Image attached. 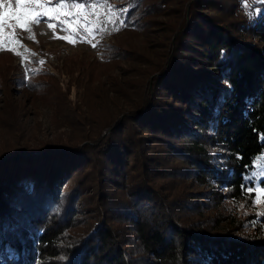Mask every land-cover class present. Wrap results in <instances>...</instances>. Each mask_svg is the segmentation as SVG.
I'll return each instance as SVG.
<instances>
[{"label":"trees","instance_id":"16d2710c","mask_svg":"<svg viewBox=\"0 0 264 264\" xmlns=\"http://www.w3.org/2000/svg\"><path fill=\"white\" fill-rule=\"evenodd\" d=\"M127 5L120 28L143 39L101 48L107 70L137 63L127 100L83 58L64 59L63 89L48 70L8 79L0 55V264H264L251 177L264 153V3ZM9 82L66 129L12 133L3 113L25 105Z\"/></svg>","mask_w":264,"mask_h":264},{"label":"rangeland","instance_id":"374dc122","mask_svg":"<svg viewBox=\"0 0 264 264\" xmlns=\"http://www.w3.org/2000/svg\"><path fill=\"white\" fill-rule=\"evenodd\" d=\"M68 2L71 3L72 0H68ZM81 2H91L97 5L95 11L100 13L101 20H105L108 10L114 8L119 13L118 22L115 24L105 22L101 26L100 21L90 17L97 30L92 35H88L81 28L79 36L74 37L71 43L60 38L71 35L68 29H62L59 26L49 28L46 22L47 18L42 19L37 24L30 25L28 30H17L19 44L15 46V52L9 50L12 47L11 45L0 48V55L9 54L12 57V67L8 73V79L9 77L13 79L15 76L27 79L30 72L35 74L39 70H48L57 78L59 85L65 89L69 83V78L64 73L63 61L66 58L78 57L90 61V63L94 62L96 65L94 71H101L99 75L105 74L103 78L112 74L119 77L123 83V89L119 90V95H121V100H127L126 92L132 91L133 87L125 82L129 74L127 73L124 77L126 72L124 69L131 68L130 65L137 63H128V61L122 60L113 70H107L101 48L103 46L102 42L117 44L119 40H125L124 37H127L126 42L131 43H139L143 39L144 36L139 33L126 36L120 28L124 23L128 0H81ZM9 86L13 89L16 100L25 105V107L21 106L23 111L17 113L16 110L14 117H11L8 113H3L2 122L6 124V128L13 124L12 130L15 131H12V133L22 131L30 134V138L35 136L40 140H46L54 138L60 131L66 129L62 122L63 119L53 122L50 108L43 98L38 96L35 98L30 89L24 90L13 82ZM69 93L70 99L74 101L77 97V89L74 84L69 85ZM23 95L26 97H23ZM24 99L29 100V103L22 102ZM16 139L19 138L16 137ZM262 171H264V153L255 159L251 171V177L255 181L253 187L255 198L261 195L257 189L264 190V178L257 179L258 174ZM257 205L264 210V202Z\"/></svg>","mask_w":264,"mask_h":264},{"label":"snow or ice","instance_id":"6c2138e0","mask_svg":"<svg viewBox=\"0 0 264 264\" xmlns=\"http://www.w3.org/2000/svg\"><path fill=\"white\" fill-rule=\"evenodd\" d=\"M252 3H264V0H252ZM97 7L91 2L83 3L81 0H72L71 3L68 0H0V48L11 45L9 50L15 52V46L19 44L17 30H28L30 25L37 24L44 18H47L49 28L59 26L68 29L71 35L60 38L68 40L69 43L79 36L81 28L88 35L97 30L90 17L100 21L101 26L105 22H118L119 13L114 8L108 10L105 20H101L100 13L95 11ZM248 14L251 20L256 13L250 11ZM242 178L248 179L247 176ZM258 178H264V171L258 174ZM257 191L261 195L254 202L259 204L264 202V190ZM247 192H252V189H247ZM258 214L264 215V212Z\"/></svg>","mask_w":264,"mask_h":264}]
</instances>
